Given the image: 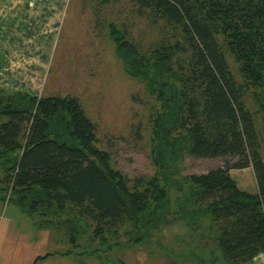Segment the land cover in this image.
<instances>
[{"label": "trees", "instance_id": "trees-1", "mask_svg": "<svg viewBox=\"0 0 264 264\" xmlns=\"http://www.w3.org/2000/svg\"><path fill=\"white\" fill-rule=\"evenodd\" d=\"M133 1L173 29L141 51L108 23L125 73L152 101L154 173L130 178L117 168L76 97L0 86V196L39 227L65 228L71 242L79 240V218L93 220L92 238L109 249L182 223L194 239L212 241L228 264H244L264 252V0ZM186 155L236 159L184 174ZM250 165L254 192L230 173Z\"/></svg>", "mask_w": 264, "mask_h": 264}, {"label": "rangeland", "instance_id": "rangeland-1", "mask_svg": "<svg viewBox=\"0 0 264 264\" xmlns=\"http://www.w3.org/2000/svg\"><path fill=\"white\" fill-rule=\"evenodd\" d=\"M3 1L6 0H1ZM54 1L32 0V4L47 2L52 6L55 2H60ZM10 2L17 7L16 12L20 13V5L15 3L16 0ZM66 4V13L57 39L53 43L51 33L54 31L50 29V43L47 46L46 39L40 36L46 25L39 21V11L29 13L34 19L25 21V24L17 21L10 25L7 19L2 18L0 86L6 91L32 94L22 88H15L14 80H19L18 83L25 88H31V85L35 87L37 83L34 81V74L23 75L32 83L26 86L21 80L22 74H15L11 67H18L16 71L20 73H25L29 67L30 72L35 68L41 71V50L47 47L48 51L43 53L49 56L44 81L46 86L39 96L51 94L76 97L96 124L99 146L110 152L113 164L130 178L137 174H153L155 169L149 157L147 120L152 101L143 92L141 83L125 73L108 33V23L112 22L118 29L124 30L141 51H147L163 34L173 33L172 27L165 21L156 19L157 16H153L133 0H110L104 5L96 0H66ZM4 10L5 8L1 9V16H4ZM20 30L25 32L18 34ZM15 51L21 54L26 51V56H21V60L14 59ZM10 55H13L14 60L8 59ZM229 62L235 68L231 58ZM245 101L254 110L251 98ZM259 154L264 161V138H261ZM235 159L230 156L207 158L186 155L182 162V172L206 173L225 167ZM230 173L240 188L249 192L256 190L251 165L241 170L230 169ZM13 208L11 202L7 212L13 211ZM92 222L87 218H79L80 236L76 242L69 241L65 228L50 226L49 251L53 255L49 258V264H120V260L124 264H228L212 241L207 238L194 239V233L182 223L161 226L140 244L123 243L109 249L98 238H92L95 226ZM127 238L128 236H123L121 241Z\"/></svg>", "mask_w": 264, "mask_h": 264}, {"label": "crops", "instance_id": "crops-1", "mask_svg": "<svg viewBox=\"0 0 264 264\" xmlns=\"http://www.w3.org/2000/svg\"><path fill=\"white\" fill-rule=\"evenodd\" d=\"M15 3L20 5V13L16 12L17 7H15L14 4L10 2V0H6L5 2H1L0 0V22L3 18L5 20L7 19L10 25L17 21H21L23 24H25V21H32L34 19L33 16L28 15L29 13H37V11H39L41 13L39 21L41 24L46 25L43 28L45 30L43 31L42 29L40 32V36L41 38L46 39L47 46L48 42L50 43L49 36L51 29L54 31L51 33L54 43V39H57V34L61 27L60 24L62 23L66 13V0H60L58 3L55 2L52 6H50V4L47 2L34 5L32 4V0H16ZM2 8H5V12L2 14L4 16H1ZM22 32L25 31L20 30L18 34ZM29 43L31 44V40H29ZM30 49H32V45H30ZM46 50L47 47H45V50H41V59L43 60V68L41 67V71H39V68L38 70L35 68L33 72H30L31 68L29 67L25 70V74L17 72L16 69L18 67L16 66L11 67V70H13L15 74H22L21 80H23L26 86L32 83L27 78L23 77V75H30L31 73L34 74V81L37 83V86L35 87L31 85V88H25L18 83L20 82L19 80L15 79V88H22L32 94H38V96L44 92L46 86V84L44 86V81L48 70L46 68L49 61V56L47 57L43 55L44 52L48 51ZM15 52L14 59L21 60V56H26V51L24 54H21L17 51ZM8 59L12 60L13 55H10ZM11 202L12 201L7 200L4 201L0 196V264H32L36 257L50 252V241L48 235L49 228L39 227L36 223H34L36 221H34L33 216L28 214L23 208L14 202H12L14 210L7 212V207L9 204H11ZM43 231L45 233H42ZM49 258L50 256L40 259L37 261V264H49ZM248 264H264V252L257 254L251 261H249Z\"/></svg>", "mask_w": 264, "mask_h": 264}]
</instances>
